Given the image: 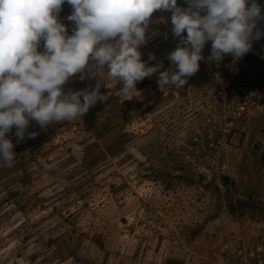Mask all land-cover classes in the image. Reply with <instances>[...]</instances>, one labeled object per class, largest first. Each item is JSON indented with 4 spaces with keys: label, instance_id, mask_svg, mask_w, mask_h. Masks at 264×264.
I'll use <instances>...</instances> for the list:
<instances>
[{
    "label": "rangeland",
    "instance_id": "obj_1",
    "mask_svg": "<svg viewBox=\"0 0 264 264\" xmlns=\"http://www.w3.org/2000/svg\"><path fill=\"white\" fill-rule=\"evenodd\" d=\"M171 15L153 13L141 47L162 70L180 42ZM203 51L180 89L157 73L125 100L110 81L84 117L29 127L0 166V264H264V37L219 65Z\"/></svg>",
    "mask_w": 264,
    "mask_h": 264
},
{
    "label": "clouds",
    "instance_id": "obj_2",
    "mask_svg": "<svg viewBox=\"0 0 264 264\" xmlns=\"http://www.w3.org/2000/svg\"><path fill=\"white\" fill-rule=\"evenodd\" d=\"M72 34L60 19L62 6ZM186 5V6H184ZM0 0V166L10 167L16 143L35 138L33 123L46 129L85 116L109 93L102 86L117 81L125 100L140 94L139 81L158 73L162 91L182 88L200 69L211 42L209 63L226 56L239 60L264 37V6L259 0ZM170 11L171 31L180 38L168 54L172 67L143 59L153 13ZM155 30L151 35H155ZM42 46V50H41ZM77 73L99 77L95 87L65 90ZM15 128L16 140L8 134Z\"/></svg>",
    "mask_w": 264,
    "mask_h": 264
},
{
    "label": "water",
    "instance_id": "obj_3",
    "mask_svg": "<svg viewBox=\"0 0 264 264\" xmlns=\"http://www.w3.org/2000/svg\"><path fill=\"white\" fill-rule=\"evenodd\" d=\"M178 2L182 5L181 1H178Z\"/></svg>",
    "mask_w": 264,
    "mask_h": 264
}]
</instances>
